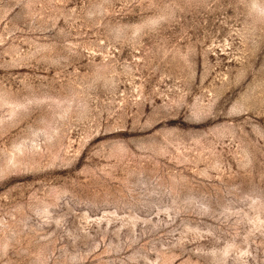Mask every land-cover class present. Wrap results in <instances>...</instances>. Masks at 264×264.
I'll use <instances>...</instances> for the list:
<instances>
[{
  "label": "rangeland",
  "instance_id": "obj_1",
  "mask_svg": "<svg viewBox=\"0 0 264 264\" xmlns=\"http://www.w3.org/2000/svg\"><path fill=\"white\" fill-rule=\"evenodd\" d=\"M0 264H264V0H0Z\"/></svg>",
  "mask_w": 264,
  "mask_h": 264
}]
</instances>
